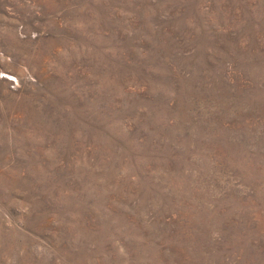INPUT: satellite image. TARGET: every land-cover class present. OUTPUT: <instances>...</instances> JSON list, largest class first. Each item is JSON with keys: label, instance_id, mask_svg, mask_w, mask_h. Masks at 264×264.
Wrapping results in <instances>:
<instances>
[{"label": "rangeland", "instance_id": "rangeland-1", "mask_svg": "<svg viewBox=\"0 0 264 264\" xmlns=\"http://www.w3.org/2000/svg\"><path fill=\"white\" fill-rule=\"evenodd\" d=\"M0 264H264V0H0Z\"/></svg>", "mask_w": 264, "mask_h": 264}]
</instances>
